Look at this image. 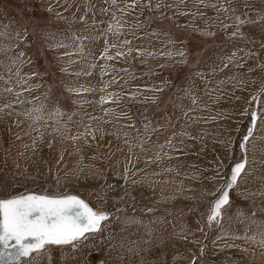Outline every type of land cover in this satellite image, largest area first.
<instances>
[{
    "label": "rangeland",
    "instance_id": "374dc122",
    "mask_svg": "<svg viewBox=\"0 0 264 264\" xmlns=\"http://www.w3.org/2000/svg\"><path fill=\"white\" fill-rule=\"evenodd\" d=\"M89 1L0 0V197L71 191L109 211L94 231L47 244L24 264H95L90 254L102 264H264V220L238 229L247 213L232 203L261 122L264 83L246 103L249 124L236 141L203 133L199 124L195 135L181 134L183 115L170 107L190 89L206 128L227 120L226 88L206 87L226 55L221 13L209 18L232 0ZM111 3L122 6L112 10ZM186 15L213 22L193 32ZM253 22L242 29L262 36ZM145 139L160 143L161 153L150 152ZM214 139L217 150L207 148ZM135 145L149 152L134 153Z\"/></svg>",
    "mask_w": 264,
    "mask_h": 264
},
{
    "label": "crops",
    "instance_id": "0c3cea01",
    "mask_svg": "<svg viewBox=\"0 0 264 264\" xmlns=\"http://www.w3.org/2000/svg\"><path fill=\"white\" fill-rule=\"evenodd\" d=\"M208 2L211 3V0H208ZM231 4L232 7L229 8H232V11H229V8H223L220 12L216 10L213 14L215 15V13H217V15L209 18L210 20L219 19L218 15L221 13L222 37L225 38V41L223 40V50L225 49L223 54L226 55L224 59L221 58L219 67L217 65L215 68L210 69V71H215L211 81L212 84L210 83V87H206L212 89V86L216 84L226 88V97L229 96L230 101L227 102L228 104L226 103L227 108L225 109L227 120L224 119L226 121L223 123L224 125L219 127L220 129L211 130L210 127L206 128L208 126H206L205 122L198 121L196 118L195 106L192 105V99L188 97V95H190V89L185 85L189 90L187 92L188 95L183 94V90L180 91L177 96L178 102L170 106L177 108V111L183 115L180 121L181 125L178 127L180 132L185 128L191 130L192 134H194L198 129L196 124H199L201 126L200 131L203 133H209L213 137H215V135L224 137L223 134L217 133H228V136H230V134L233 135L230 140L236 141L238 139H236L235 135H240V133L243 134L244 128L249 124L248 107L246 103L248 104L249 99L260 92L261 86L264 85V34L260 36V33L246 31V29H242V27L246 20L250 23H254L253 20H258L262 28H264V0H232L230 6ZM201 11L203 13L202 9ZM196 12L201 13L198 10ZM251 14L252 16H250ZM210 20L209 22H213ZM209 22L201 18V22L195 23L194 26L188 25V28L193 32L198 29H201V32L204 30L207 31L206 29L209 26ZM244 36H248L250 39L242 40L239 38ZM199 78L197 81L198 87L197 84L196 87H194L196 91L199 89L200 85ZM203 82L205 86V78ZM189 83L192 84V79L189 80ZM191 84L190 87L193 86ZM180 86L181 85H178V91L180 90ZM174 92L176 93L175 89ZM180 96H185L186 100L182 101ZM179 101L181 102L179 103ZM259 114L261 116L259 121L262 123L260 122L257 124L258 126L256 125L257 127L255 126L256 128L254 127V131L256 130V132L251 138V141L249 140L250 143H248L246 153L244 152L243 155L245 167L238 176L235 189L232 190V196L235 197V202L232 203L237 204L239 211L247 213V215L243 214L242 218L236 220L238 229H249L254 227L256 222L255 218L257 216L258 219L264 220V214H262L264 213V106ZM181 134L183 133L181 132ZM183 136V138H189L191 135L186 131ZM249 138L250 136L248 139ZM215 141L214 139L213 142ZM193 148L194 147L191 149ZM207 148L217 150L218 146L215 142L212 147V142H210ZM240 177L242 178L240 179ZM255 205H259L260 209L251 214L252 208H254ZM242 206L245 209L242 208ZM248 208L252 209L250 213L247 212ZM235 212L237 211H234L233 216H235Z\"/></svg>",
    "mask_w": 264,
    "mask_h": 264
},
{
    "label": "water",
    "instance_id": "95a60500",
    "mask_svg": "<svg viewBox=\"0 0 264 264\" xmlns=\"http://www.w3.org/2000/svg\"><path fill=\"white\" fill-rule=\"evenodd\" d=\"M232 167L234 169L235 163ZM108 216V210L89 207L71 191L49 195L23 189L16 194L2 196L0 264H16L45 243L66 242L87 230L94 231L98 222Z\"/></svg>",
    "mask_w": 264,
    "mask_h": 264
},
{
    "label": "bare ground",
    "instance_id": "6f19581e",
    "mask_svg": "<svg viewBox=\"0 0 264 264\" xmlns=\"http://www.w3.org/2000/svg\"><path fill=\"white\" fill-rule=\"evenodd\" d=\"M94 1V0H93ZM90 3H91V0L89 1ZM88 2V3H89ZM162 3V2H161ZM160 3V4H161ZM176 3V2H175ZM174 3V5H175V8H176V4ZM159 4V3H158ZM166 5V4H165ZM170 5V8H172V7H174L173 6V3L172 4H169ZM200 9H202V10H204V8H203V6L202 5H200V4H196ZM121 6H122V4H120V3H111L110 5H108L107 6V8L108 7H113L112 8V10H114V9H120L121 8ZM160 6H162V5H160ZM184 6L185 7H190V6H188V5H185L184 4ZM177 9V8H176ZM217 10V12L220 10H218V9H216ZM216 10H214V11H216ZM213 11V12H214ZM174 13V12H173ZM201 14H205V15H203V16H206V13H205V10H204V12L203 13H201ZM171 15H172V13H171ZM197 15L198 16H201L199 13H197ZM174 16V15H173ZM186 16H188V15H186ZM219 16V15H218ZM178 19V18H177ZM186 19V23L188 24V25H190V24H195V23H199V22H201L199 19H200V17H197L195 20L193 19L192 20V22H189L188 21V19H190V17L188 16L187 18H185ZM119 21V20H118ZM180 22V21H179ZM113 26H115L114 24H112ZM111 25V26H112ZM191 26V25H190ZM193 26V25H192ZM115 28V27H114ZM124 44V43H123ZM127 48V47H126ZM159 49V48H158ZM129 53H130V51H129ZM154 58V57H153ZM149 90V89H148ZM99 93V92H98ZM150 93V92H149ZM202 93V92H201ZM104 94V93H103ZM25 95V94H24ZM100 95H102L101 94V92H100ZM143 95V94H142ZM141 95V96H142ZM103 96V95H102ZM144 98V97H143ZM144 104V101L142 100V98H141V105H143ZM102 107V106H101ZM135 107H136V105H135ZM113 109V108H112ZM171 112L173 113L174 111L173 110H171ZM177 113V112H176ZM108 114H109V112H108ZM133 121H134V119H133ZM119 122V121H118ZM116 120H115V122H114V126H115V124H117V125H119V123H118ZM116 127V126H115ZM161 130V129H160ZM162 131H164V130H161V131H159V134H161L162 133ZM157 134V133H156ZM117 137V136H116ZM136 137V136H135ZM182 138V137H181ZM134 139H137V138H134ZM183 139V138H182ZM245 139V141L247 140V137H245L244 138ZM140 139H137V141H139ZM144 141H146V142H149L148 143V145L150 146V149H149V151L150 152H153L154 150H155V152L157 153V154H160L161 152H160V150H161V148H158V146H160L161 147V144L160 143H158L157 141H147V139H145ZM173 141H176V140H174L173 139ZM245 141H244V144H245ZM168 142V141H167ZM178 142V141H177ZM173 143V142H172ZM173 144H175V143H173ZM190 145V144H189ZM164 147V146H163ZM143 148L142 147H139L138 145H135V147L133 146V148H132V151L134 152V153H136V152H141V154H143L144 152H149L148 150H145V151H143L142 150ZM169 149V148H168ZM165 150V149H164ZM163 151V150H162ZM165 151H167V150H165ZM120 153L121 154H123V155H125L126 153H124V151L123 150H121L120 151ZM163 153V152H162ZM165 153V152H164ZM146 154V153H145ZM145 154H144V156H145ZM156 154V155H157ZM166 155V154H165ZM147 156V155H146ZM174 156V155H173ZM169 157V156H168ZM168 157H166V158H168ZM160 158V157H159ZM171 158V157H170ZM187 159H190V158H187ZM152 162V161H151ZM169 162V161H168ZM188 162V161H187ZM143 163H145V160L143 159V158H140V161H139V164L140 165H142ZM148 163V162H147ZM145 164L144 166H149V164ZM184 165H186V164H184ZM143 166V167H144ZM185 167V166H184ZM159 169V168H158ZM179 169V168H178ZM35 191V190H34ZM221 191V190H220ZM151 194V193H150ZM152 194H153V192H152ZM79 196V195H78ZM80 197V196H79ZM81 198V197H80ZM86 203H87V201L85 200V199H83ZM87 205L89 206V207H91L88 203H87ZM92 208V207H91ZM94 209V208H93ZM105 218V217H104ZM103 218V219H104ZM100 222V221H99ZM99 222H98V225H99ZM90 230H87L86 232H89ZM93 231V230H92ZM85 232V233H86ZM85 233H82L80 236H77V237H75V238H73L72 240H69V241H66V242H63V241H59V242H49V243H45V244H43V246L41 247V248H39V249H37V250H35V251H39V250H41L45 245H47V244H56V245H65V244H68V243H71V242H73V241H76V240H79L82 236H84L85 235ZM35 251H33V252H30V253H28V255L26 256V257H24V258H21L16 264H24L25 263V261L27 260V258L29 257V256H31L32 255V253H34ZM97 255V254H96ZM99 258V259H98ZM87 260L90 262V263H95V264H102V261H103V259H101L100 257H97L96 258V256L94 255V254H90L88 257H87Z\"/></svg>",
    "mask_w": 264,
    "mask_h": 264
},
{
    "label": "flooded vegetation",
    "instance_id": "af4514ba",
    "mask_svg": "<svg viewBox=\"0 0 264 264\" xmlns=\"http://www.w3.org/2000/svg\"><path fill=\"white\" fill-rule=\"evenodd\" d=\"M149 209H150V208H148L147 210L149 211ZM147 210H146V211H147ZM53 245H54V244H53ZM45 246H46V245H45ZM45 246H44V247H45ZM44 247H43V248H44ZM88 253H91V251H89Z\"/></svg>",
    "mask_w": 264,
    "mask_h": 264
}]
</instances>
